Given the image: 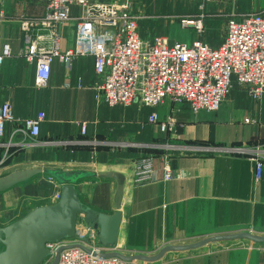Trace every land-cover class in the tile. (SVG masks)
Wrapping results in <instances>:
<instances>
[{
  "label": "crops",
  "instance_id": "0c3cea01",
  "mask_svg": "<svg viewBox=\"0 0 264 264\" xmlns=\"http://www.w3.org/2000/svg\"><path fill=\"white\" fill-rule=\"evenodd\" d=\"M127 1L132 2V10L138 15L143 39L164 36L171 43L187 42L175 38L174 20L167 32L143 25L146 11L164 7L170 0ZM213 2L218 5L214 11L208 9ZM201 4L199 1L198 9ZM203 4L204 32L200 35L194 28L192 41L201 38L213 46L222 42L232 14L264 11V0H211ZM46 12L47 5L42 1L0 0V31L3 42L12 50L0 66V104L10 102L17 117L39 111H45L47 117L38 138L14 139L12 156L0 168V177L25 168L69 175L120 173L124 179L121 223L112 247L126 255H155L165 245L193 243L211 235L240 231L264 235V171L257 180L254 160L264 155V94L255 98L247 85L233 79L230 93L216 112H194L188 103L171 99L157 107L140 101L110 106L96 98L93 55L79 57L71 66L55 60L49 85L40 88L36 85V65L28 63L21 53L25 34L20 22L23 17H42ZM70 14L71 19L59 24L61 50L76 43L81 8L72 5ZM211 14L224 17L215 39L206 22ZM153 111L163 119L174 115L175 127L163 132L158 124L149 123ZM82 123L87 124L85 133ZM12 128L11 124L7 126L4 140ZM148 156L153 161L152 179L135 184L137 163ZM166 159L174 173L170 180L164 177ZM117 186L114 177L97 174L85 175L76 183L81 201L106 214L117 211ZM59 190L58 179L41 173L0 192V225L20 219L35 207L53 204ZM82 227L79 222L76 235ZM146 263L264 264V243L247 238L211 242L197 249L168 251L159 260Z\"/></svg>",
  "mask_w": 264,
  "mask_h": 264
},
{
  "label": "built area",
  "instance_id": "2783aa9c",
  "mask_svg": "<svg viewBox=\"0 0 264 264\" xmlns=\"http://www.w3.org/2000/svg\"><path fill=\"white\" fill-rule=\"evenodd\" d=\"M38 1L46 3V14L23 17L20 25L25 34L21 53L28 63L36 65V85L40 88L49 85L55 60L71 66L75 59L93 55L97 75L94 81L96 98L110 106H128L140 101L146 106L157 107L164 100L171 99L188 103L194 112H216L230 93L233 79L247 85L255 98L264 94V11L232 14L226 22L222 42L213 46L201 38L189 43H171L164 36H156L152 41L143 39L131 1ZM199 1L202 3L200 8L204 10L203 3L211 0ZM72 5L81 8L76 43L67 50H61L59 24L71 19ZM204 16L202 13L200 17L183 18L181 22L192 25L201 35ZM11 54L10 44L3 42L0 31V66ZM46 118L45 111L17 117L10 102L0 104V147L3 148L0 151V168L12 156L14 139L17 136L38 138ZM148 122L158 124L165 132L175 127L176 118L169 114L163 119L153 111ZM9 124L13 128L4 140ZM86 129L87 124L82 123L83 133ZM254 160L256 179L259 180L264 171V155L259 154ZM164 171L165 179L173 178L168 159L164 163ZM152 173V157L142 158L135 169V184L150 181ZM60 198L61 190L55 193L54 203ZM79 222L83 225L80 235L46 244L51 254L42 264H51L56 250L62 245L57 264H147L146 261L105 256L104 253L115 251V248L101 244L98 233L83 218Z\"/></svg>",
  "mask_w": 264,
  "mask_h": 264
},
{
  "label": "water",
  "instance_id": "95a60500",
  "mask_svg": "<svg viewBox=\"0 0 264 264\" xmlns=\"http://www.w3.org/2000/svg\"><path fill=\"white\" fill-rule=\"evenodd\" d=\"M47 173L61 183V198L59 201L33 208L20 219L6 225H0V264H42L51 254L47 248L48 242L62 241L76 235L77 224L83 218L88 225L98 230L99 241L104 246H113L117 242L118 229L121 223V201L124 190L123 176L118 172L99 171L65 174L56 170L42 168H25L13 171L0 177V192L28 179ZM88 174L114 177L118 186L114 201L117 211L113 214L97 212L84 204L76 188L77 181ZM247 238L253 242L264 243V235L250 231H240L211 235L202 240L186 243L165 245L155 255L143 253L126 255L121 251H110L105 256H117L127 261L153 262L162 258L168 251L192 250L203 247L211 242ZM64 245L56 250L51 264H57Z\"/></svg>",
  "mask_w": 264,
  "mask_h": 264
},
{
  "label": "rangeland",
  "instance_id": "374dc122",
  "mask_svg": "<svg viewBox=\"0 0 264 264\" xmlns=\"http://www.w3.org/2000/svg\"><path fill=\"white\" fill-rule=\"evenodd\" d=\"M198 3V0H170V3L164 7H155L152 10L146 11L144 13L146 15L143 18V25H147L150 28H155L156 32H158L157 30H159V32H167L169 31V25L175 21V38L179 36L181 40L187 42L189 40L190 42L194 38V27L192 25L182 24L181 19L183 17L194 19L198 16H201V12L204 11L200 8L198 9ZM208 9L212 11L217 10L218 5L213 2L211 5H208ZM174 15L175 19H173ZM223 19L224 17L219 14H211L207 16L206 22L209 23L210 35L212 39L217 38L221 32Z\"/></svg>",
  "mask_w": 264,
  "mask_h": 264
},
{
  "label": "bare ground",
  "instance_id": "6f19581e",
  "mask_svg": "<svg viewBox=\"0 0 264 264\" xmlns=\"http://www.w3.org/2000/svg\"><path fill=\"white\" fill-rule=\"evenodd\" d=\"M189 23H191V22H189Z\"/></svg>",
  "mask_w": 264,
  "mask_h": 264
}]
</instances>
